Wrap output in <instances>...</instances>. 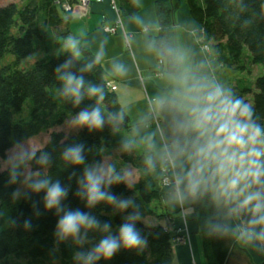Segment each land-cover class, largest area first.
<instances>
[{"label":"clouds","instance_id":"9594fccd","mask_svg":"<svg viewBox=\"0 0 264 264\" xmlns=\"http://www.w3.org/2000/svg\"><path fill=\"white\" fill-rule=\"evenodd\" d=\"M75 47L72 42L71 48ZM102 55H97L96 62ZM91 67L89 64L81 71ZM116 67L122 71L121 66ZM71 68L72 60L68 59L54 69L60 82L58 96L75 107L86 98H94L96 103L80 108L65 127L75 133L100 132L106 126L117 130L124 114L106 116L99 107L103 89L87 83ZM140 143L145 150L146 171L158 175L167 189V204L181 210L204 205L211 209L204 224L210 238H231L264 254V125L257 121L249 104L220 87L190 89L167 133L159 130ZM137 146L135 139L126 138L120 142L119 151L130 153ZM93 151L83 141L67 142V137L59 141L58 151L56 147H38L31 137L14 138L0 151V177H6L4 187L12 189L10 203L31 201L35 218L42 214L41 205L43 213H53L57 219L52 253H57L61 245L71 247L73 264H108L121 251L140 253L148 247L147 237L137 227L143 218L140 206L134 197L111 191L119 185L132 189L135 172L118 168L100 151L99 158L89 160ZM57 161L65 170L81 169L79 175L71 171L68 182L62 183L50 174ZM73 181V195L86 211L66 204ZM38 196L40 200L33 199ZM100 205L110 208L111 215L121 216L116 228L94 213ZM33 217L21 221L11 216L0 199V231L22 228L30 232Z\"/></svg>","mask_w":264,"mask_h":264},{"label":"trees","instance_id":"16d2710c","mask_svg":"<svg viewBox=\"0 0 264 264\" xmlns=\"http://www.w3.org/2000/svg\"><path fill=\"white\" fill-rule=\"evenodd\" d=\"M21 1V4L12 3L0 7V62L8 54L15 58L13 65L0 70V151L6 149L14 138L35 139L46 133L49 141L44 147L48 150L56 147L58 151L59 141L67 137V142L80 140L94 149L89 160L99 158L98 151L103 155L112 156L114 151L119 150L122 140L135 138L129 116L118 100L117 93L108 88L109 78L105 68L100 62H96V57L89 49L80 47V60L69 52L53 57L47 56L37 61L30 70H20L21 63L35 55L40 46L43 45L49 52L50 47H57L61 39L64 41L69 39L67 29L72 16L71 12L64 11L66 18L59 17L57 8H61L64 0ZM118 1L123 19L134 17L138 13L139 8L135 0ZM183 1L174 0L172 5L171 0L156 2L157 18L160 23V34L155 42L156 51L160 54L161 63L167 65L166 73L176 76L181 75L182 65L176 54L173 23ZM69 2L73 6L77 5L76 0ZM185 2L192 20L204 30L206 41L213 44L215 51H225L224 59H220V63L230 68L237 66L238 70L246 71L247 65L243 61V56L247 49L251 54L252 64L264 66V0H185ZM36 39L41 44L38 47L34 44ZM68 59L72 60V71L82 75L87 83L103 89L104 95L99 105L106 107L108 112L106 116L124 114V120L117 130L113 131L110 126H106L100 132L89 133L82 130L70 136L63 131H57L65 126L66 121L80 108L91 107L96 103L94 98L91 100L86 98L79 107H75L58 96L60 82L54 69ZM89 64L92 65L90 70L81 71ZM229 95L249 104L255 112L257 121L264 125V76L257 78L254 85L242 80L237 82ZM250 95H253L252 103L247 99ZM182 102L178 99L167 100L160 106L159 116L156 119L153 116V121H159L165 133L171 122L180 115ZM144 156L145 153L135 156L131 152H120V159L115 162L117 167L132 166L137 171L139 180L132 189L119 185L113 187L111 191L117 195L134 197L140 206L143 218L137 227L147 237L148 247L140 253L121 251L108 264H175L172 234L167 230V225H161L166 218L171 219L172 216L166 211H159L163 207V197L158 181L145 169ZM71 171H76L79 175L81 169L65 170L57 161L50 174L59 178L62 183H67ZM5 184L6 177H0V199L4 201L10 215L19 217L21 221L33 217L32 202L20 201L11 204L9 194L12 189L4 187ZM74 192L73 181L66 204L86 211L84 204L74 197ZM33 199L38 201L41 197ZM193 207L202 228L206 261L208 264H228L236 241L231 238H210L204 224L211 214V209L202 204ZM111 211L104 205L94 209V213L101 220H110L113 228H116L122 222V218L118 214L111 215ZM41 212L38 218L33 217V229L30 232H25L22 228L0 231V264H9L12 257L25 259L28 264H44L45 261H48L45 264H54V261L58 264H73L71 247L61 245L57 253H52L53 231L57 218L53 213H43L42 205ZM147 219L157 220L159 224L146 225L144 220Z\"/></svg>","mask_w":264,"mask_h":264},{"label":"crops","instance_id":"0c3cea01","mask_svg":"<svg viewBox=\"0 0 264 264\" xmlns=\"http://www.w3.org/2000/svg\"><path fill=\"white\" fill-rule=\"evenodd\" d=\"M139 10L134 17H125L124 31L110 36L104 31L105 26H112L116 20V12L112 10L108 0L97 2L92 0L88 14H82L81 8L75 7V12L68 23L69 39L75 42L76 49L70 53H80V47L89 49L95 57L103 53L99 62L105 68L109 82L117 93L118 100L128 114L132 124L134 138L138 146L131 153L135 156L145 153L140 141L144 137L158 133L162 126L154 124L152 109L160 112V106L170 99L184 100L189 89L202 91L220 87L226 94H230L237 82L244 81L246 71H240L235 66L222 64L224 50L212 53L205 52L198 42L197 24L192 20L187 5H183L175 15L178 53L184 64V72L180 76L167 74L166 63H161L160 54L156 51V40L160 34V23L157 18V0H135ZM6 6V5H5ZM60 18H66L65 12L58 7ZM127 41L129 45H127ZM57 43V42H56ZM59 44V41H58ZM57 44V45H58ZM219 56V57H218ZM226 56V55H225ZM228 61V60H225ZM117 65L122 71L117 70ZM162 74V75H159ZM157 139L159 136L157 135ZM112 161L120 159L119 150L110 156ZM135 172L136 182L139 180ZM158 181L160 193L163 194V207L160 212H168L171 219H165L161 225L178 228L183 225L179 207L167 204V190H161V180ZM194 206V205H193ZM186 208L189 229L191 230V244L174 245L175 264H208L203 250L204 239L202 228L195 214L194 207ZM164 208V210H163ZM146 225L159 224L157 220H144ZM228 264H264V254L252 248L236 244L232 247Z\"/></svg>","mask_w":264,"mask_h":264},{"label":"rangeland","instance_id":"374dc122","mask_svg":"<svg viewBox=\"0 0 264 264\" xmlns=\"http://www.w3.org/2000/svg\"><path fill=\"white\" fill-rule=\"evenodd\" d=\"M68 1H71V0H66L65 2L67 3ZM108 1H110V0H108ZM21 2H22L21 0H0V7L1 6H5V5L7 6V5H10L12 3L21 4ZM76 3H77V5L75 7L76 8H81V11H82L83 15L84 14L85 15L88 14L92 3L89 4V6H84L82 3H80L77 0H76ZM110 3H111V1H110ZM184 4L186 5L185 0L183 2H181L180 8L183 7ZM111 7H112V3H111ZM61 8L64 11L63 5L61 6ZM180 8H179V10H180ZM74 13H76V12L73 11L71 14L73 15ZM197 31H198V39L199 38L200 39L203 38L204 41L207 42L205 34H204V30L201 27L198 26ZM109 35L112 36L111 34H109ZM71 43L72 42L67 43L66 41L61 39L59 41V45L57 47H55V48L50 47V51L49 52H47L46 48L42 45V46H40V48H38L39 50L36 52L35 55H32V56L26 58L25 61H23L21 63V65L19 66V69L22 70V71L30 70L37 63V61H39V60H41V59H43V58H45L47 56L53 57V56H56L58 54L69 53L70 51L73 52L72 50L76 49L77 47H75L74 49L71 48ZM207 43H208V45L210 47V51H206L204 49L203 50L205 52L212 53L213 52V44H211L209 42H207ZM34 44H35V47H38V45H41L37 39L35 40ZM199 45H200V42H199ZM73 54L80 60V57H81L80 54H76V53H73ZM14 59L15 58L12 55H10V54L6 55L3 58V60H1V62H0V70L3 69L6 66L13 65L15 63ZM243 61L247 65V71H246L247 73L245 75L244 81L254 85L255 81L257 80V78L264 76V66L263 65L254 66L252 64V61H251V54H250L249 50H247V49H245L244 56H243ZM247 99H248L249 103H252L253 95L248 96ZM99 107L102 109V111L104 112L105 115L108 113L106 111V107H104L103 105H99ZM152 116H154V117L156 116L157 117L158 116V112L152 109ZM154 124H156L158 127H160L161 123L156 120L154 122ZM57 131H61V132L63 131L67 136H70V135H72L74 133V132L69 131L65 126L61 127ZM34 140L36 141L38 147H44L49 141V136L46 133H42V134H40V136L38 138H35ZM160 186H161L162 192L167 190L162 183H160ZM161 195L163 197L162 193H161ZM179 217L183 221V225L180 228L183 229L184 240L181 241V242L179 240H176V242L173 241V244L176 245V246H177V244L178 245H188V244L190 245L191 242H192V240H191V235L192 234H191V230L189 229V222H188L186 210H180V216ZM46 262H48V261H45L44 264ZM9 264H28V262L25 259L19 260V259H16V258L12 257V259L9 261ZM41 264H43V263H41Z\"/></svg>","mask_w":264,"mask_h":264},{"label":"built area","instance_id":"2783aa9c","mask_svg":"<svg viewBox=\"0 0 264 264\" xmlns=\"http://www.w3.org/2000/svg\"><path fill=\"white\" fill-rule=\"evenodd\" d=\"M66 0H64V4H61L63 5V9L64 11L67 13V12H73L75 11V6H73L69 1L66 3L65 2ZM79 1L80 3H82L84 6H89V4L92 3V0H77ZM98 2L100 0H97ZM111 3H112V10L114 12H116L117 16H116V20L114 22V24L112 26H105L104 27V31L107 32L108 34H111V35H118V33L120 32H124V23H123V17H122V13L120 12V7H119V1L118 0H110ZM200 42V46L206 50V51H210V47L208 46V44L204 41L203 38H199L198 39ZM127 45H129V42L127 41ZM130 46V45H129ZM159 75H162V74H159ZM108 88L111 89L112 91H114V88L112 86V83L109 82L108 83ZM156 119V116L154 117ZM167 230H169V232L172 234V237H173V240L172 241H175L176 240H179L180 242L184 240V235H183V229L182 228H171V227H167Z\"/></svg>","mask_w":264,"mask_h":264},{"label":"water","instance_id":"95a60500","mask_svg":"<svg viewBox=\"0 0 264 264\" xmlns=\"http://www.w3.org/2000/svg\"><path fill=\"white\" fill-rule=\"evenodd\" d=\"M174 0H171V5L173 4ZM174 16V14H173ZM173 21H174V17H173ZM173 27H174V32H175V37H174V43H175V48H176V54H178V57L180 59V64L182 65V73L185 77V72H184V64H182L181 62V57H180V53H178V42H177V32H176V21H174L173 23Z\"/></svg>","mask_w":264,"mask_h":264}]
</instances>
